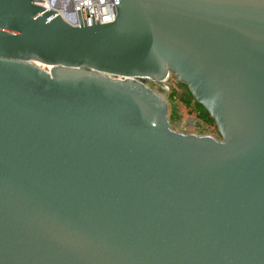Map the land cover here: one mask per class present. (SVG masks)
<instances>
[{
    "label": "water",
    "instance_id": "water-1",
    "mask_svg": "<svg viewBox=\"0 0 264 264\" xmlns=\"http://www.w3.org/2000/svg\"><path fill=\"white\" fill-rule=\"evenodd\" d=\"M37 1L0 0V264H264V0Z\"/></svg>",
    "mask_w": 264,
    "mask_h": 264
},
{
    "label": "rangeland",
    "instance_id": "rangeland-1",
    "mask_svg": "<svg viewBox=\"0 0 264 264\" xmlns=\"http://www.w3.org/2000/svg\"><path fill=\"white\" fill-rule=\"evenodd\" d=\"M147 85L162 92L168 100L169 118L174 130L183 133L212 135L221 139L215 120L205 108L199 105L188 86L177 77L169 78V90L164 89V91L159 84L154 82H147Z\"/></svg>",
    "mask_w": 264,
    "mask_h": 264
},
{
    "label": "built area",
    "instance_id": "built-area-1",
    "mask_svg": "<svg viewBox=\"0 0 264 264\" xmlns=\"http://www.w3.org/2000/svg\"><path fill=\"white\" fill-rule=\"evenodd\" d=\"M39 4L44 5L47 8H52L61 13L62 16H64L70 23L74 26L80 25V15L79 10L82 9V5L84 6V9L91 8V7H97L98 17L100 23H108L112 22L116 17V7H115V1L114 0H61V3H59L60 7L53 6L49 7L46 2L47 0H38ZM171 75H169L165 80L163 81H154L150 78L146 79L147 82H154L161 86V88L164 89H170L168 85V81ZM158 91V90H157ZM165 91V90H164ZM160 94L163 95L162 92L158 91Z\"/></svg>",
    "mask_w": 264,
    "mask_h": 264
},
{
    "label": "bare ground",
    "instance_id": "bare-ground-1",
    "mask_svg": "<svg viewBox=\"0 0 264 264\" xmlns=\"http://www.w3.org/2000/svg\"><path fill=\"white\" fill-rule=\"evenodd\" d=\"M59 3H61V0H47L46 4L49 7L58 6L60 7Z\"/></svg>",
    "mask_w": 264,
    "mask_h": 264
},
{
    "label": "trees",
    "instance_id": "trees-1",
    "mask_svg": "<svg viewBox=\"0 0 264 264\" xmlns=\"http://www.w3.org/2000/svg\"><path fill=\"white\" fill-rule=\"evenodd\" d=\"M198 102V101H197ZM199 103V102H198ZM199 105H201L200 103H199ZM203 108H204V106L203 105H201Z\"/></svg>",
    "mask_w": 264,
    "mask_h": 264
},
{
    "label": "flooded vegetation",
    "instance_id": "flooded-vegetation-1",
    "mask_svg": "<svg viewBox=\"0 0 264 264\" xmlns=\"http://www.w3.org/2000/svg\"><path fill=\"white\" fill-rule=\"evenodd\" d=\"M171 76H173V75H171Z\"/></svg>",
    "mask_w": 264,
    "mask_h": 264
}]
</instances>
